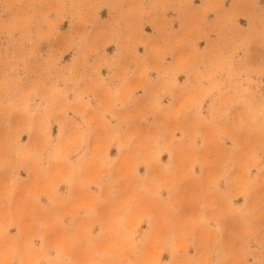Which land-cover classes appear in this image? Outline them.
Instances as JSON below:
<instances>
[{
  "label": "rangeland",
  "instance_id": "1",
  "mask_svg": "<svg viewBox=\"0 0 264 264\" xmlns=\"http://www.w3.org/2000/svg\"><path fill=\"white\" fill-rule=\"evenodd\" d=\"M0 264H264V0H0Z\"/></svg>",
  "mask_w": 264,
  "mask_h": 264
}]
</instances>
